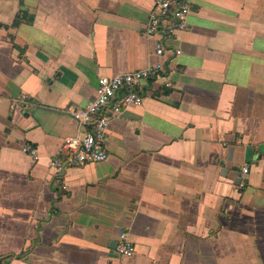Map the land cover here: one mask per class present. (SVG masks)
Listing matches in <instances>:
<instances>
[{
    "label": "crops",
    "instance_id": "0c3cea01",
    "mask_svg": "<svg viewBox=\"0 0 264 264\" xmlns=\"http://www.w3.org/2000/svg\"><path fill=\"white\" fill-rule=\"evenodd\" d=\"M155 1L0 0V264H264V0H188L164 57L144 35ZM156 61L107 159L49 168L81 134L66 107Z\"/></svg>",
    "mask_w": 264,
    "mask_h": 264
},
{
    "label": "built area",
    "instance_id": "2783aa9c",
    "mask_svg": "<svg viewBox=\"0 0 264 264\" xmlns=\"http://www.w3.org/2000/svg\"><path fill=\"white\" fill-rule=\"evenodd\" d=\"M190 12L188 0H156L144 26V35L156 37L154 54L164 57L170 51V42L187 27V16ZM176 54L180 49H175ZM163 61H156L145 67L116 73L100 75L93 98L84 105L66 107L77 122L81 134L63 138L57 154L50 157L48 166L57 175H61L68 167H79L88 163L104 161L108 157L106 149V133L109 122L117 117L123 109L131 105H140L143 96L138 91L140 83L152 76L164 73ZM27 104L26 95L15 100ZM22 151L38 159L37 148L30 143L22 145ZM247 166L242 167V173H247ZM245 182H239L244 186ZM62 188L66 185L61 183ZM116 252L122 256H131L135 247L127 239V232L121 231Z\"/></svg>",
    "mask_w": 264,
    "mask_h": 264
},
{
    "label": "trees",
    "instance_id": "16d2710c",
    "mask_svg": "<svg viewBox=\"0 0 264 264\" xmlns=\"http://www.w3.org/2000/svg\"><path fill=\"white\" fill-rule=\"evenodd\" d=\"M18 22H19V19H18V17H17V18H15V20H14V22H13V25L18 24Z\"/></svg>",
    "mask_w": 264,
    "mask_h": 264
}]
</instances>
